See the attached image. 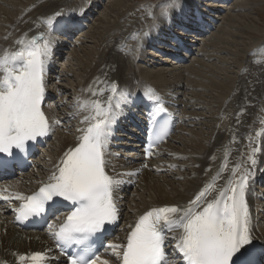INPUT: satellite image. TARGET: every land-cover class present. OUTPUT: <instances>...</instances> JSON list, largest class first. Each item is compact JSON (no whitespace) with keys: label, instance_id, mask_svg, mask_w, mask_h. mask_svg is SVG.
Wrapping results in <instances>:
<instances>
[{"label":"snow or ice","instance_id":"1","mask_svg":"<svg viewBox=\"0 0 264 264\" xmlns=\"http://www.w3.org/2000/svg\"><path fill=\"white\" fill-rule=\"evenodd\" d=\"M155 7L160 9L159 19L170 21L175 2L169 0L167 4ZM148 15L153 21L157 19L155 11ZM63 16L62 11H57L42 23L51 29ZM77 23L73 18L63 22L69 31ZM158 27L156 23L151 26L152 29ZM149 35L150 31L143 33L145 38ZM14 43L18 46L16 50L5 49L0 54V154L11 158L0 160L4 163L18 161L27 153L31 142L50 137L55 128L63 124L61 119L50 117L43 107L48 86L46 61L50 56L45 33L31 38L22 33ZM84 91L92 97L103 96L105 92L108 95L106 100L82 101L77 98L76 106L88 111V115L80 120L85 127L77 129L80 133L77 143L63 153L47 181L41 182L38 190L31 194L11 192L8 186L0 189V200L8 204L19 202L12 209L16 221L34 217L47 220L51 216L47 232L65 257L66 264H168L166 242L169 239L174 241L172 248L179 254L182 264H264V246L255 244L247 202L249 182L257 165L255 157L262 151L255 145L247 163L242 161L231 169L228 165L231 150L227 151L224 163L211 182L186 205L151 207L137 218L134 226L129 225L125 243H100L99 236L106 226L120 218L117 193L127 182L123 177L139 175V170L117 176L107 171L108 145L112 126L118 118L115 109L128 103L131 93L122 91L117 81L106 82L99 77ZM143 95L157 110H165L153 88H146ZM244 112L242 108L237 113V124ZM69 118H75V114ZM260 123L264 124V120ZM167 134L165 122L155 133V139L150 137L147 156L152 155V149ZM237 142L233 135L232 143ZM224 172H229V176L218 185ZM61 202H67L69 210L66 213H60ZM101 247L114 260L103 258ZM50 251H33L19 255L18 259L23 264H51Z\"/></svg>","mask_w":264,"mask_h":264},{"label":"bare ground","instance_id":"2","mask_svg":"<svg viewBox=\"0 0 264 264\" xmlns=\"http://www.w3.org/2000/svg\"><path fill=\"white\" fill-rule=\"evenodd\" d=\"M203 1L204 0H181L180 3L178 2L179 4L176 2L175 8L171 11L170 21L161 20L159 19V15H157V24L159 25L158 29L156 31H153L152 28L144 29L147 30L145 32L150 31V35L147 38L143 36L144 32H140L141 35L138 37L133 34L134 31L138 30L137 26L126 23L120 24L121 22L117 23L115 21L111 22V20L103 21L101 19V24H103V27L100 26L102 27V31L100 30L103 34L102 37L98 38L96 34L90 36L91 39H96V42H93L95 43V47H97V51L92 53V50L90 49L81 50L83 54L82 57L85 58V60L77 54L74 55L72 52V60H75V62H78L79 64L78 67L74 69L73 74L78 76L80 80H78L75 84L71 83V86L74 87V90L77 93L75 98L76 101L77 98L82 101H90L92 99L106 100L108 95L107 92H105L103 96L92 97L87 91H84L97 77L101 80H105L106 82L117 81L122 91L131 93L128 103L121 104L120 107H118L119 111H117L118 108L115 109L118 112V118L112 126V134L108 145V155L106 158L109 161V165L107 171L109 174L117 176L120 173H125V167L127 164H132V168H130L129 172L139 170V175L123 177V179L127 182L121 185L117 193L119 197L118 203L121 210L120 217L122 218V224L118 229L117 234L113 235L108 243H125L126 237L130 231L129 225L134 226L137 218L151 207H160L172 204L186 205L198 191H200L207 183L211 182V178L216 175L222 163H224L227 151L231 150V155L228 159L229 169H231L233 165L239 164L242 161L246 164L248 156L251 154V149L253 145H255L260 147L262 151L257 153L255 157L257 159V165L255 166L254 175L257 173L258 176L254 180L252 178L249 182L247 202L249 204L252 218L251 226L253 228L255 244L258 247L264 246V232L261 231V229H264V226L260 227V224L264 221L262 218L264 217V198H262L264 193L257 188L259 182H263L264 180V167L262 165V162L264 163V157L262 156L264 153V135H256V133H264V124L260 123V121L264 120V71H262V69H264V41L260 43L261 40H254L255 42L250 44L251 46L248 45L250 46L248 50H245V54L241 57L242 60L240 59L241 62L239 65V67L244 65L245 70L241 73L240 79L234 82V85L231 86V88H234V95L228 103L225 104L224 101H227L225 98L230 92L228 90L229 85L228 87H222V84L226 82V79H222L220 81L222 82L220 86H218L216 82H209L211 83L209 84L210 86H214L217 89L222 87L223 92L228 91L227 94L225 92L222 95L224 97H222L224 101L223 99L220 100V105L217 103L212 106L211 102L202 104L205 109L208 108L211 110L212 107L216 108L215 111L213 110L216 115L219 113L214 118V127H211L209 135L207 132H202V136H200L192 131L190 133L191 139H189L190 144L185 145L184 137H180V140L173 141L172 134L162 146L153 149L152 155L149 157L146 155V151L140 142L136 141L138 137H136L137 135L134 133L137 132L134 131L133 133L131 132V129L126 130L127 127L124 126L127 124L128 119L126 116L127 108H130V111L133 113V117L137 118V113L133 110L135 106L144 104L149 106L150 104H153L151 101L149 103L148 99L143 95L146 88H153L158 96L161 90L170 91V93H168V98L171 97L172 100H175V106L179 107L180 110V108H182L183 101H177V99L178 97H181V91L183 93L184 88L199 89V85L193 81L189 83H182L180 80L182 79L181 77L192 75L197 79H200L201 76L202 81L203 79H206L204 78L205 76H199L197 74L198 70H194V66L189 67L192 68L189 72L188 69L186 72L184 67L180 66L183 62L188 61L190 57L186 56L187 58L185 57L179 65L172 64L171 62L164 60V64L169 62V64H172V67L167 66L168 68H166L161 66V69L155 70L153 65L157 66L158 64L150 61L155 58L151 55V53H149L150 55L146 53V49L154 48L152 44L162 45L164 44L163 39L168 38L166 36L174 34V19H178L180 22L189 20L190 18L194 19L190 15H187L188 11L193 8L196 12L195 21H197V23H202V25L204 22L207 23L208 21H203V18H205L203 16V10H200L198 7L206 6ZM223 1L226 2V0ZM89 2L90 1L88 0H19L18 4H14L13 7L9 8L4 1L0 0V54H2L5 49L13 51L16 50L18 46L15 45L14 40L22 33L27 34L28 38H31L32 36L39 35V33L44 32L45 35L48 34L52 37H48V39L51 40L50 44L54 53L60 56L63 55L64 53L62 50L66 48L68 42L64 41V39L57 34H60V32L63 33L64 29L65 32L69 31L63 24V22L69 18H73L77 22L79 20L89 21L90 19L88 16H90V14H87L89 9L84 7L85 4H88ZM113 2V6L111 8L114 15L125 17L130 11V7H127L128 5H126L124 1L114 0ZM214 2H216V0H214ZM249 2H251L250 4L255 7L258 5L259 0H250ZM93 4L96 5L97 3ZM215 4L216 3H214L213 7H217ZM13 8H16L14 15H12ZM124 8L125 10H123ZM82 9L83 11H81ZM208 9L210 8L208 7ZM72 10H75L76 13L71 14L70 12H72ZM220 10H217L215 14L219 13ZM57 11H62L64 16L59 18L58 22L54 23L51 29H49L42 23V21ZM81 13L83 16L80 19H77V16ZM210 13H214L213 10H211ZM209 18H211L210 23L213 22L212 17ZM79 25L81 24L78 22L72 30L75 31L77 28L82 29L86 26L81 25L80 27ZM254 26L255 25L252 23L249 27L256 30V27ZM176 27L182 29V31H180L182 33L180 36L183 37H190L193 34L191 32L198 30L197 28H190L186 24L178 25ZM210 27L211 24L209 23L205 26V34ZM249 27L247 31H249ZM46 28H48V30H46ZM53 28L54 30L52 31ZM184 30L186 33L191 34H184ZM69 32L72 33V31ZM77 32L79 33L81 31L78 30ZM6 36L8 37L7 39H5ZM135 40H137V42H135ZM75 41L79 46L81 41ZM141 44L142 47H139ZM213 47V44L208 45V49ZM79 49H82V47ZM156 50L159 49L157 48ZM219 52L223 51L220 50ZM180 56L182 57V54ZM155 61L157 60L155 59ZM138 63H146L148 69L154 68L155 71H149L140 67L137 68ZM247 64L250 67H247ZM55 67L56 65H54L53 61L47 59L46 73L48 75L55 72ZM198 68L199 67L197 66V69ZM203 69L199 68L201 71ZM246 69H248V71H246ZM62 73L63 76L67 75L65 72ZM138 73L140 75H138ZM143 76L144 78H142ZM184 80L186 81V79ZM152 81H154V83H152ZM232 81L233 79L231 82ZM207 86L202 85L200 87L205 90ZM175 90L177 93L173 96L171 91ZM167 91H164V94H167ZM177 94L179 96H177ZM47 95L50 100L47 104H50L53 101L54 92L47 91ZM196 96L197 95H193L194 99L192 98V101L198 100V96L197 98ZM162 97H164V95H162ZM201 100L203 101V99ZM216 101L217 100L214 102L216 103ZM161 102L163 103L165 110H167L173 118L175 133V123L177 122L178 117H175L173 108L170 107V105L174 103L168 99H161ZM61 103H63L62 100L59 101V103H54L52 106L45 105L44 109L50 117L57 118L56 110L58 105ZM194 105H196L195 107H197V109L198 107H201L199 101ZM185 107L186 106H183L182 110ZM242 108L245 109V112L240 117V123L237 124L236 116ZM65 113L70 115H72V113L75 114L70 111ZM84 115H88V111L79 108L78 112L75 114L77 121L73 124L74 127H72L70 132L66 129V131H63L62 133H55L56 130H58L57 128H60V126H57L55 131L52 133V142L48 144V149L46 151L47 157H40L33 169H30V171L22 177H16L13 180L9 179L4 185H0V189H4L8 186L9 191H19L24 194H31L36 191L41 182L47 181L48 176L54 170V165L59 162L63 153L69 147H72L77 143V137L80 135L77 129L85 127V125L80 123V120ZM67 119L70 118L67 117ZM189 119H206V117L187 114L182 120L185 122ZM192 124L190 123L187 125L192 126ZM69 126L70 125H68V127ZM73 128H75V131H73ZM205 128L207 130L208 126ZM119 130V134L116 135ZM177 131L184 136L187 135L186 132H188L181 128ZM233 135H235L238 141L237 143H232ZM115 139H120L121 142H115ZM124 140L131 141L133 145H129L124 142ZM199 140L202 143V146L200 147L196 144ZM169 141L179 143L182 149L174 148L173 146L169 147L171 145ZM125 151L130 152H128L129 154L123 153ZM125 156L129 157L126 158ZM213 156L215 159H212ZM144 164H147V167H143ZM209 168L211 170L206 173L205 170ZM228 176L229 172H224L223 179L217 181V184H223ZM126 188L133 191L131 193L132 195L130 197L128 196L125 200V198L122 197L121 192ZM210 198L211 197H209V199ZM18 203L19 202L14 201L13 206L6 202L0 203V262H7V264H23L18 259L19 255L22 253H28V251H48L49 249H51L49 252L50 257H56V252L49 238L50 236L47 229L42 233L33 234L22 232L12 225L14 217L12 209ZM259 214L261 217L257 218ZM259 222L261 223L259 224ZM166 244L167 249L171 252V256L173 258L170 259L171 264H178L181 260L179 254L172 248L174 241L169 239ZM15 253L16 255H14ZM105 254L110 257L109 259L114 260V258H112L106 250ZM51 264H62V260L51 259Z\"/></svg>","mask_w":264,"mask_h":264},{"label":"rangeland","instance_id":"3","mask_svg":"<svg viewBox=\"0 0 264 264\" xmlns=\"http://www.w3.org/2000/svg\"><path fill=\"white\" fill-rule=\"evenodd\" d=\"M2 1H4V3L9 8L13 7L14 4H18V2H19V0H2ZM24 1H26V0H24ZM88 1H90V2L88 4L86 3L84 7L86 9H89V11L87 12L88 14L93 13L92 15H94V16H88V18L90 20L86 23V28L83 31H81L78 35H72V36H67V37L63 38V39H66V38L72 39V40H69L71 45L68 46V48L63 51L64 55L58 61L59 68H57L56 74H55V77H58V80L55 83L51 84L52 91L54 90L55 94L59 95L60 100L63 101V103H61L57 109V115L61 116L62 118L71 116L70 114H66L65 112L70 111L71 113L74 112L75 114L78 112V107L76 106V100H75L77 93L75 92L74 87H72L71 85L75 84L78 80H80L78 76H75L73 74L74 69H76L79 64H78V62H75V60H72V56H73L72 52L74 55L77 54L78 56L83 58L82 57L83 54H82L81 50L90 49V50H92V53H95L97 51V47H95V43L93 42L96 39H91L90 36L93 34H96V36L98 38L102 37L103 34L101 31H102L103 24H101L102 23L101 19L103 21H106V20L110 21L111 20V22L115 21L117 23L121 22L120 24L126 23V24H132L133 26H137L138 30L134 31L133 34H135V36L138 37L141 35L140 32L147 31L144 29H150L154 23H157V19L155 21H153L149 17V15H148L149 12L155 11L156 14L159 15L160 9L156 8L155 6L156 5H164V4H167L169 2V0H122L126 3V5H128L127 7H130V11L127 13V15L125 17H121L118 15H114V12H112L111 7L113 6L112 4L114 3L113 2L114 0H94V2L99 3V6L97 5V7L93 6L91 4L92 0H88ZM180 1L181 0H174L175 4H176V2L180 3ZM226 1H228V2L221 1L217 4V7H213L214 13L217 10L219 11L220 9H223L219 13L213 14V13H208V11L206 12L207 14H209L210 17L214 18V21L210 23V24H212V27L208 30V32L206 34H202L199 37V39L202 41H200V40H199L200 42L196 41L198 44L194 45L193 47L191 46L195 50L191 54L190 59L187 62L182 64V67H184V70L186 72H187V69H188V72L190 70H192V68H189V67L194 66V70L195 69L198 70L197 74L199 76L203 75V76H205L204 78H206V79H203V81H202L201 76H200V79L199 78L197 79L191 75V76H185V77L183 76V77H181L182 79H180L182 81V83H184V82L189 83L191 81L197 83L199 85V89H192V88L186 89V88H184L183 93L181 91V93H180L181 97H178V101H183L182 102V108H183V106H186V107L183 110H182V108H180L179 113H178L179 120H182L183 117L186 116L187 114L196 115V116H200V117L201 116L206 117V119H192V120L189 119L188 121H185V122L183 120H182V122L178 121V124L175 128L176 132L173 134L172 139H173V141L174 140L176 141V140H180V137H184L185 145L190 144L189 139H191L190 133L192 131L199 134L200 136H202L201 135L202 132H205V133L207 132L208 135L210 134L211 127H214V118L219 113H217V115H216L214 112L216 108L212 107L211 110L208 108L205 109L202 106V104L211 102L212 106H213V104H217V103H218V105H220V100H222L224 98L222 95L225 92H226V94L228 93V91L223 92L222 87L223 88L225 86L228 87V85H229L228 90L230 92L225 98V100L227 99V101H224V99H223V101L225 104L230 101V99L234 95V90H233L234 88H231V86L234 85V82H236L238 79H240L241 73L244 72V70H245L244 65L239 67L240 62L242 60L241 57L244 56L245 50L247 51L248 48L251 46L250 44L254 43L256 40H261L260 43L262 41H264V0H259L258 5L255 6L256 8L252 4H250L251 3V2H249L250 0H226ZM206 4H208V1H206ZM209 5L213 6L211 1H209ZM123 10H125V8ZM201 10H205V7H202ZM15 11H16V8H13L12 15L15 14ZM72 11L75 14V10H72ZM110 15H111V17H110ZM81 16H78L77 18H80ZM210 19L211 18H208L207 21H209ZM252 23L255 25L254 27H256V30H253V28L249 27V26H251ZM189 25H191V24H189ZM100 26H102V27H100ZM199 26H201V25H199ZM97 27L100 29H98ZM248 27L250 28L249 31H247ZM47 29L48 28H46V30ZM76 38H78L79 40ZM75 40L81 41L79 46L76 44ZM135 42H137V40H135ZM210 44H213L214 47L208 49V45H210ZM248 45H250V46H248ZM215 46H216V48H215ZM81 47H82V49H79ZM94 48H95V50H94ZM252 48H250V49H252ZM160 49L168 50V51L170 50L167 46H160ZM220 50L223 52H219ZM152 51L153 50L150 48L147 49V52H149L151 54L153 53V55H154L153 57L157 61H159V62H157V61L155 62V59L150 60V61H153L154 63L158 64L157 66L153 65V67H155V70L161 69L160 68L161 66H164L166 68L172 67V64L171 63L169 64L170 59H168L167 56H164L163 54L158 53L156 51H153V52ZM83 60H85V58H83ZM164 60H167L169 62L167 64H164L165 63ZM151 64H152V62H151ZM202 64H204L205 67ZM197 66L199 68H202V69L204 68L203 70L205 72L203 70L202 71L199 70V68L197 69ZM138 67H140L142 69L145 68V69H147L149 71H153V72L155 71L154 68L148 69L146 63L145 64H142V63L139 64L138 63L137 68ZM247 67H250V66H248V64H247ZM62 72H65V74H67V75L63 76ZM58 74H60V75H58ZM138 75H140V74L138 73ZM142 78H144V76ZM184 79H186V81ZM222 79L223 80L226 79V82L222 84V87H219L220 89H217L216 87L209 85V84H211L209 82H212V83L216 82L218 84V86H220L222 83L220 81ZM232 79H233V81L231 82ZM176 82H178V81H176ZM152 83H154V81H152ZM171 83H172V81H171ZM202 85L203 86L209 85V86H207V88L205 90H203L204 88L200 87ZM54 86H57V88L54 89ZM214 88H216V89H214ZM161 91L164 92L167 90H161ZM168 92H170V91H168ZM175 92H176V90L174 91V93ZM193 95L198 96L197 101L196 100L192 101ZM197 96H196V98H197ZM201 99H203V101ZM56 100H58V99H56ZM215 100H217L216 103L214 102ZM198 101H199V104L201 107H198V109H197V107H195L196 105H194V104L196 102L198 103ZM200 102H202V103H200ZM181 111H183V112H181ZM62 118H61V120L63 121L62 125L63 126L65 125L64 126L65 129L59 128L57 130V132L62 133L63 131H66V129H68L70 132L72 127H74L73 124H75V121H77V118H72L69 120H65V118H63V119ZM190 123L191 124L193 123L192 126L187 125ZM68 125H70V126L68 127ZM206 126H208L207 130L205 128ZM180 128L188 131V132H186L187 135L184 136L183 134L178 132L177 130H180ZM74 130H75V128H73V131ZM197 142L198 143H196V144L199 145V147L202 146V143L200 140ZM204 142H205V140H204ZM169 143L171 144L169 147L173 146L174 148H181L182 149V147L180 146L179 143H174L172 141L171 142L169 141ZM46 151L44 154L45 157H47ZM262 156L264 157V153L262 154ZM262 165L264 167L263 162H262ZM47 166H48V164H47ZM131 193H132V191H131ZM262 198H264V196H262ZM261 231L264 232V229L263 230L261 229Z\"/></svg>","mask_w":264,"mask_h":264}]
</instances>
